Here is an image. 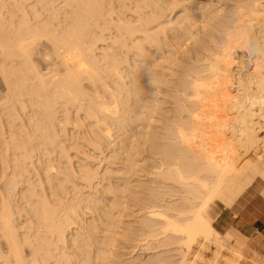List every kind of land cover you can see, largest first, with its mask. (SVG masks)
Instances as JSON below:
<instances>
[{
    "label": "bare ground",
    "instance_id": "obj_1",
    "mask_svg": "<svg viewBox=\"0 0 264 264\" xmlns=\"http://www.w3.org/2000/svg\"><path fill=\"white\" fill-rule=\"evenodd\" d=\"M120 2L0 0V264H199L196 245L224 242L214 203L264 179V0H135L134 22ZM135 105L150 122L142 150L123 146L129 165L146 162L133 184L114 129ZM70 123L87 150L62 145ZM103 148L107 167L90 161ZM25 180L21 233L6 198ZM128 201L137 218L124 221Z\"/></svg>",
    "mask_w": 264,
    "mask_h": 264
},
{
    "label": "rangeland",
    "instance_id": "obj_2",
    "mask_svg": "<svg viewBox=\"0 0 264 264\" xmlns=\"http://www.w3.org/2000/svg\"><path fill=\"white\" fill-rule=\"evenodd\" d=\"M121 0H116V3L119 4ZM199 0H183V3L185 4H193L194 2H197ZM129 2H131L130 4H128L125 9L128 10V18L127 19H131L133 22L136 21V17L133 16V5L135 3V0H129ZM222 1L220 2V4H218L219 7H225V5H221ZM64 2H59L57 7H60V11H61V16H64ZM179 8H172V9H168L167 13L169 14V17H174L175 14L178 12ZM224 8L220 9V13H223ZM264 11V7L262 9ZM29 11L31 14H33L34 9L29 7ZM180 13V12H179ZM198 24H201V22H198ZM113 31V29L108 30V32L110 33V31ZM110 36H113L114 33H110ZM45 40H47L44 37ZM104 43L107 45L112 44V38H106V40L104 41ZM110 46H107V50L109 49ZM112 49H114L112 47ZM131 55H128V59L129 62H135L133 60V58H131ZM39 64V63H38ZM141 64V69H144L145 65L144 63H140ZM144 65V66H143ZM156 68V67H155ZM7 92V88L4 84V81L2 79V74L0 72V97L5 94ZM159 95H162L161 93ZM1 99V98H0ZM3 102V99L0 100V105ZM137 112H140V115L137 117H133L132 120H130V122L128 123V125L124 128H119V127H115L114 129V134L116 136L115 141L118 142V144L116 145L117 149H116V154L118 156V158L122 161L121 164L122 166L125 167V171L122 173V176L125 179L128 180H132V183L134 184L136 182V179L139 178V175L144 174V167H145V160L143 159V155H138L137 157L138 162L137 163H130L129 165V161H128V154L126 153V151L124 150L123 146L124 144H128L129 146L132 148L133 150V145L134 143H140L139 144V148L142 150L144 148V144H142L143 140H144V133L145 131L147 132V130H149V126L147 127V123H149V118L148 116L142 111L143 107H137L136 105L134 106ZM60 115H62V113H59ZM76 114V113H74ZM136 114V113H134ZM156 119H158L157 117H155ZM154 119V118H153ZM156 119H154L151 123L153 125V129L158 127L159 122L156 121ZM73 125L72 123L68 124L66 129H62L60 131V136L61 138L64 139L63 142V146H67L71 151H73L74 146L76 147H82V149H86L87 147L85 145H83L81 143V139L79 138L77 131L78 128H72ZM4 135L7 138L6 140L10 139V133L8 132V125H5V129H4ZM76 139L78 141L77 145L71 146L70 144L72 143V139ZM264 140V138H263ZM133 143V145L131 144ZM70 145V146H69ZM121 148V149H120ZM99 152H94L93 150H91V152H89V154L91 155L90 161L95 164L96 166L98 165V163L100 162V164L102 165L101 167H104V165L107 167L108 164V158L107 156L110 155L111 153L108 154V150L106 148L100 149L98 150ZM145 154V153H144ZM52 155L56 156L58 159L60 158L59 156V147L54 149L52 151ZM5 152L2 150V143L0 140V207H2V191L4 189V185H5V181L4 178L2 176L4 168H5V164L3 163L5 160ZM36 158H38V161L40 159H44V156H36ZM133 164V165H131ZM128 168V170H127ZM12 169L8 168L6 171L10 172ZM104 172V171H103ZM102 172V173H103ZM103 176L105 177L106 174H103ZM29 176H25V179H28ZM34 178H32L33 180ZM256 185V189L260 192L264 190V179L262 177H257L253 180V183ZM24 187H28V182L25 180V182H22L20 184V186L17 188L16 194L10 196L8 195L6 198V201L11 202L13 204H18L19 208L17 213L15 214V223L18 226V230L19 232L23 233L26 229H29L28 226L31 223V221L29 220V216L32 215L31 213V206L30 203L32 204V202H30V200L26 201L24 199V197L20 196V192L22 191V188ZM101 187V185H100ZM114 194V193H112ZM128 200V199H127ZM70 203V202H69ZM107 203H109V200L107 199ZM132 205V202L128 201L125 203L124 207L122 208V220L126 221V220H131V219H135L137 218L134 215H127L130 212L129 206ZM223 206H226L223 202L221 201H217L216 203H214L213 207H214V213L218 212ZM96 210V209H95ZM97 211V210H96ZM33 220L35 221L33 223V225L35 227H39L40 224L37 223V221L35 220V218L33 217ZM82 222H80L81 225ZM215 225H216V219H215ZM231 234H226L223 236L224 242L223 243H217L214 240L211 241H207V243L203 246H199L196 245L195 248L191 251L190 256H194V252H198L200 254H202L204 256L203 259H199L198 262L199 264H240V258L243 257L240 248L241 246H236V248H234L233 246L237 243V240L234 239V236H230ZM124 240V238L119 237V241L122 242Z\"/></svg>",
    "mask_w": 264,
    "mask_h": 264
},
{
    "label": "crops",
    "instance_id": "obj_3",
    "mask_svg": "<svg viewBox=\"0 0 264 264\" xmlns=\"http://www.w3.org/2000/svg\"><path fill=\"white\" fill-rule=\"evenodd\" d=\"M250 185L230 206L216 215V227L222 236L234 235L243 255L240 264H264V200Z\"/></svg>",
    "mask_w": 264,
    "mask_h": 264
}]
</instances>
